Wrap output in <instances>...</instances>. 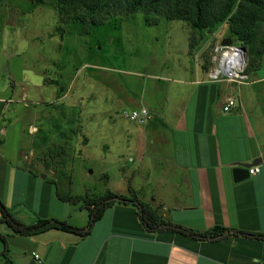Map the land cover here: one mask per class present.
I'll return each mask as SVG.
<instances>
[{
  "label": "crops",
  "instance_id": "0c3cea01",
  "mask_svg": "<svg viewBox=\"0 0 264 264\" xmlns=\"http://www.w3.org/2000/svg\"><path fill=\"white\" fill-rule=\"evenodd\" d=\"M2 80L0 75L1 202L25 225L56 219L85 227L84 205L63 201L60 197L72 196L21 163L15 87L9 96L10 85ZM178 85L190 90L167 98L162 127L152 128L156 110L150 108L144 124L124 129L123 152L130 163L136 157L141 163L136 173L143 189L133 193L158 218L195 231L222 226L264 234V94L210 78ZM229 97L237 106L225 112ZM258 160L259 173L235 181L234 168ZM0 233L6 239H0V255L7 248L0 264H264V240L200 241L167 229L150 233L132 204L108 208L87 237L58 229L15 235L6 224H0Z\"/></svg>",
  "mask_w": 264,
  "mask_h": 264
},
{
  "label": "rangeland",
  "instance_id": "374dc122",
  "mask_svg": "<svg viewBox=\"0 0 264 264\" xmlns=\"http://www.w3.org/2000/svg\"><path fill=\"white\" fill-rule=\"evenodd\" d=\"M240 9L260 16L264 6L237 0L235 11ZM85 12H62L59 0H0V75L10 85L9 96L15 87L21 163L56 182L62 195L81 198L73 203L80 206L85 198L108 192L126 197L128 190L133 198V189H143L138 157L130 163L123 152L124 129L137 123L122 112L146 108L152 116L151 108L157 116L152 128L162 127L167 98L190 90L179 82L204 83L216 67V48L225 39L238 44L226 22L213 30L195 28L191 0L122 12L86 34ZM263 32L261 25L257 34L251 31L256 50L248 57V80L242 84L260 94Z\"/></svg>",
  "mask_w": 264,
  "mask_h": 264
},
{
  "label": "trees",
  "instance_id": "16d2710c",
  "mask_svg": "<svg viewBox=\"0 0 264 264\" xmlns=\"http://www.w3.org/2000/svg\"><path fill=\"white\" fill-rule=\"evenodd\" d=\"M62 12L85 9L86 12L81 17L84 25L83 32L88 33L91 26L105 25L113 17L122 12L131 15L144 6H157L164 0H59ZM177 5L186 0H174ZM246 3L254 7L264 6V2L259 0H245ZM237 0H224L219 6L214 5V0H191V21L197 29L213 30L222 23L229 24V31L232 38L238 44L249 46V55L256 50V45L251 40V31L261 25L264 27V11L259 16L258 12L235 11ZM259 16V17H258ZM168 18H172L171 15ZM261 49L259 53H264V32L260 40ZM248 67V65H247ZM63 201L77 203L81 198L60 197ZM132 204L138 209V216L147 232H157L163 229L172 230L182 235L200 241H217L231 236H243L264 240V234L250 233L236 229L215 226L208 231H195L193 229L164 221L158 218L149 205L141 202L136 195L133 198H126L112 192H108L104 197L84 199V208L88 211L89 222L83 228L73 227L66 222L56 219H39L32 225H25L20 222L14 214L1 202L0 211L2 217L0 224H6L15 235H33L50 229H58L69 233L87 237L92 227L104 215V212L114 204ZM0 239L6 243L5 237L0 233ZM7 248L0 258L6 256Z\"/></svg>",
  "mask_w": 264,
  "mask_h": 264
},
{
  "label": "built area",
  "instance_id": "2783aa9c",
  "mask_svg": "<svg viewBox=\"0 0 264 264\" xmlns=\"http://www.w3.org/2000/svg\"><path fill=\"white\" fill-rule=\"evenodd\" d=\"M234 47L241 49V63L236 64L235 66L233 60L228 59L226 62H223V58H220V55H225L226 51L232 50ZM217 48L220 49L217 52ZM215 50L218 56H215L216 67L209 73V78L212 82H222L227 81L230 83H236L242 85L248 80V76L245 74L248 57H249V46H243L240 44L234 45L232 43L230 46H218ZM245 48L246 51L243 50ZM227 68V72H224V69ZM237 106L236 99L234 97H229L224 105V111L230 112ZM122 117L128 121L136 122L139 124H144L148 119H150V113L146 108H141L139 110H124L122 112ZM259 167H252L249 169L250 176L259 173Z\"/></svg>",
  "mask_w": 264,
  "mask_h": 264
},
{
  "label": "water",
  "instance_id": "95a60500",
  "mask_svg": "<svg viewBox=\"0 0 264 264\" xmlns=\"http://www.w3.org/2000/svg\"><path fill=\"white\" fill-rule=\"evenodd\" d=\"M224 46H230L232 44L230 39H225L222 43ZM244 51L245 48H243ZM261 161H255L251 164H240L238 167L233 169V176L236 182H241L243 180H246L250 177L249 174V169L252 168L253 166L259 164Z\"/></svg>",
  "mask_w": 264,
  "mask_h": 264
},
{
  "label": "bare ground",
  "instance_id": "6f19581e",
  "mask_svg": "<svg viewBox=\"0 0 264 264\" xmlns=\"http://www.w3.org/2000/svg\"><path fill=\"white\" fill-rule=\"evenodd\" d=\"M219 51L220 49L217 48V52ZM216 56H218V54H216ZM220 58H223V62H226L228 59L233 60L235 66H237L236 64L241 63V49L234 47L232 50L226 51L225 55H220ZM224 72H227V68L224 69Z\"/></svg>",
  "mask_w": 264,
  "mask_h": 264
}]
</instances>
